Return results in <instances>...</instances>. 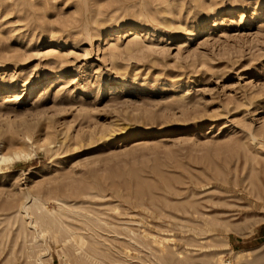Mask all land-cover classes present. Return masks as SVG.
I'll return each instance as SVG.
<instances>
[{"label":"rangeland","instance_id":"obj_1","mask_svg":"<svg viewBox=\"0 0 264 264\" xmlns=\"http://www.w3.org/2000/svg\"><path fill=\"white\" fill-rule=\"evenodd\" d=\"M2 155L0 264H264V0H0Z\"/></svg>","mask_w":264,"mask_h":264},{"label":"bare ground","instance_id":"obj_2","mask_svg":"<svg viewBox=\"0 0 264 264\" xmlns=\"http://www.w3.org/2000/svg\"><path fill=\"white\" fill-rule=\"evenodd\" d=\"M16 157H17V158H20L21 156H20V154H16ZM11 159H12V158H7V156H6V157L3 156V155L0 156V165L4 164L5 162L8 163V162H7L8 160H10V162H11ZM12 161H14V160L12 159ZM23 209L25 210V212L28 213V210L31 209V207H28V208H27V207L25 206V207H23ZM30 223H31V222H30ZM36 223H37V222H36ZM39 223H40V222H39ZM31 224H32V223H31Z\"/></svg>","mask_w":264,"mask_h":264}]
</instances>
